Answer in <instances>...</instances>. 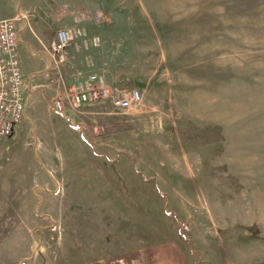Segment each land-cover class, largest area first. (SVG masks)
<instances>
[{
    "label": "rangeland",
    "instance_id": "1",
    "mask_svg": "<svg viewBox=\"0 0 264 264\" xmlns=\"http://www.w3.org/2000/svg\"><path fill=\"white\" fill-rule=\"evenodd\" d=\"M26 7L65 106L27 110L24 73L0 140V264H264V0ZM61 28L78 36L54 53ZM92 74L141 102L74 107Z\"/></svg>",
    "mask_w": 264,
    "mask_h": 264
},
{
    "label": "built area",
    "instance_id": "2",
    "mask_svg": "<svg viewBox=\"0 0 264 264\" xmlns=\"http://www.w3.org/2000/svg\"><path fill=\"white\" fill-rule=\"evenodd\" d=\"M19 19L16 16L0 20V140L15 130L26 110L24 69L19 52ZM77 36L78 31L72 28L59 29L53 42L54 53L63 52ZM68 97L74 107L111 98L113 105L119 110L129 109L142 99L140 91L136 89L128 94L113 96L97 74L75 83ZM54 104L58 111L63 112V99L56 100Z\"/></svg>",
    "mask_w": 264,
    "mask_h": 264
},
{
    "label": "crops",
    "instance_id": "3",
    "mask_svg": "<svg viewBox=\"0 0 264 264\" xmlns=\"http://www.w3.org/2000/svg\"><path fill=\"white\" fill-rule=\"evenodd\" d=\"M31 1L0 0V20L16 16L20 17L18 21L19 52L28 81L30 83L33 82V84L35 83V90L33 93H29L27 97V110L58 113L55 109V104L53 105V98L47 94L43 83L44 77L54 75V69H56L54 66L55 62L49 56L47 48L39 47L41 42L32 33L33 25L29 15H27L28 9L26 7Z\"/></svg>",
    "mask_w": 264,
    "mask_h": 264
}]
</instances>
